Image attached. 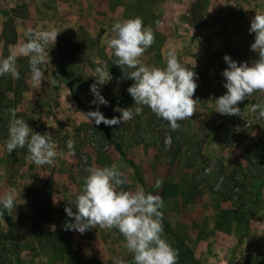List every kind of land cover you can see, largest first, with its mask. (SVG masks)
<instances>
[{"label":"rangeland","instance_id":"rangeland-1","mask_svg":"<svg viewBox=\"0 0 264 264\" xmlns=\"http://www.w3.org/2000/svg\"><path fill=\"white\" fill-rule=\"evenodd\" d=\"M197 3L204 19L200 26L193 24ZM256 12L264 14V0H0V59L9 55L10 46L25 42L29 27L60 32L56 43L48 45L41 68L45 81H32L28 57L19 54L18 47L20 78L0 76V196H15L16 208L8 215L22 264H113L117 259L130 264L132 254L114 228L72 231L71 252L77 255L57 245L70 219L64 209L76 211L71 202L83 187L87 168L113 164L127 178L124 190L141 186L133 165L138 168L145 192L162 198L163 217L201 264H264V119L253 111L264 105V91L240 103L242 116L217 113L216 95L194 94L193 116L173 131L150 108L135 105L127 91L134 81L113 63L107 45L115 22L140 17L154 35L151 47L139 57L146 66L165 68L169 51L190 71L201 54H239V62L251 65L258 55L251 50L255 35L247 24ZM219 18L223 24L210 25L209 19ZM219 59L217 64L209 58L210 70L227 66ZM100 67L111 76L97 85L107 106L94 104L90 91ZM215 79L216 90L224 94L225 79ZM71 89L84 105L99 108L108 119L121 116L117 108H131L133 119L95 125L78 107ZM11 110L32 131L51 134L56 146L52 164L35 165L27 147L7 151ZM69 139L74 153L66 147ZM115 144L122 146L125 157ZM37 201L46 211L45 219L36 214ZM2 210L0 264H17ZM162 238L177 253V264H191L164 230Z\"/></svg>","mask_w":264,"mask_h":264},{"label":"clouds","instance_id":"clouds-1","mask_svg":"<svg viewBox=\"0 0 264 264\" xmlns=\"http://www.w3.org/2000/svg\"><path fill=\"white\" fill-rule=\"evenodd\" d=\"M114 36L107 41L115 59L113 63L120 66L126 79L134 81L127 89L135 105L147 106L161 120L175 131L179 122L193 116V96L197 88L196 73L186 69L179 62L176 54L169 51L165 68L149 67L141 63L139 57L151 47L154 35L149 27H145L140 17L117 21L113 24ZM60 32L54 30H39L31 27L24 32L25 42L9 47V55L0 59V76L10 75L19 79L17 70V47L19 54L28 57L31 79L39 84L45 81L41 70L49 55L48 45L56 43ZM250 34L255 35L251 50L258 55L251 65L247 61L237 62L225 55L227 68L222 75L225 79L226 93L215 99V111L221 115L242 116L239 105L246 97L255 91H264V14L257 12L252 19ZM130 71H125L124 69ZM96 83L90 86L94 95L93 103L107 106L109 103L101 94L97 85L110 81L111 76L103 67L96 69ZM120 117L106 118L97 108L87 113V117L95 125L104 123L113 126L133 119L131 108H117ZM139 111V110H137ZM258 112L257 119H264V105L253 108ZM8 125L6 149L12 153L18 148H25L35 165L52 164L56 156L55 144L51 134L34 132L22 118H16V111L11 110ZM66 147L75 151L74 142L69 139ZM88 175L84 178L83 187L75 196L72 207H65L69 217L64 225L66 231H77L84 234L90 229H116L124 237L126 247L132 254L130 264H177V253L162 238L161 224L164 201L159 195L146 193L142 186L133 190H124L128 183L126 176L117 165L110 167L87 168ZM156 186H160L157 181ZM0 207L9 213L16 208L15 196L9 192L0 196ZM113 264H126L123 259L113 261Z\"/></svg>","mask_w":264,"mask_h":264},{"label":"trees","instance_id":"trees-1","mask_svg":"<svg viewBox=\"0 0 264 264\" xmlns=\"http://www.w3.org/2000/svg\"><path fill=\"white\" fill-rule=\"evenodd\" d=\"M193 10L196 12L195 14H197L195 16V21L193 22V24H194V26H200L201 24H203L202 21L204 20L203 17L200 18V16H199V12L201 11L200 4H198V3L195 4ZM71 95L75 99V101L78 104V107L81 110L85 111L86 113H89L90 111H94L93 108L87 107L86 105H84L82 103V101L73 94L72 89H71ZM115 149L122 157H125V153H124V151L122 149V146H120L118 144H115ZM133 167L135 169V178H136V180L139 182V184L141 186L145 187L144 179L141 176L138 168L136 166H134V165H133ZM50 191H51V187H50V190L47 193L48 200H49L50 194H51ZM37 205H38V208H37V213L36 214L39 216V218L45 219L46 218V214H45L46 211L44 210L43 207H41V202L37 201ZM2 216H3L4 220L7 222L8 226H9V229H10L9 243H10L12 254L15 256L14 257L15 258V262L17 264H22V261H21V258H20L21 247H20V245H19V243H18V241H17V239L15 237L14 229H13V225H12V220H11V218L8 215V210L3 209L2 210ZM161 224H162L163 230L167 234H169L175 240V242L179 245V247L182 248L186 252V254L188 255L190 263L191 264H201L200 261L196 258L193 250L186 243V241L184 239H181V238H179V237H177L175 235L174 230L172 229L170 223L163 217V215H162V219H161ZM71 235H72V231L71 230L65 231V234L63 235V237H60L58 239L59 240V244H57V245L61 246V248H60L61 251L67 252V253H73L74 255H77L76 253L71 252L72 251L71 250V241H70ZM40 244H41V241H40ZM54 246H56V244H54Z\"/></svg>","mask_w":264,"mask_h":264},{"label":"crops","instance_id":"crops-1","mask_svg":"<svg viewBox=\"0 0 264 264\" xmlns=\"http://www.w3.org/2000/svg\"><path fill=\"white\" fill-rule=\"evenodd\" d=\"M231 10V9H230ZM232 11V10H231ZM257 14V12H256ZM255 14V15H256ZM243 20V19H242ZM223 19L219 18L218 22H216L215 19L210 20L209 19V23L210 25H216L219 26L220 24H223ZM245 22L243 21L241 23V25H243ZM250 27V24H247V27ZM255 37V36H254ZM247 40V39H246ZM245 41V40H243ZM225 55L230 56L234 61L239 62V54H201V56H198L196 59L193 60V67L194 69L192 70L193 72L199 74L200 76L195 77L196 79V83H197V88L194 94L198 95L200 94V92L203 93H207L208 97L216 95V98H219L220 96L225 94V89L224 86L221 87V89L224 90V94L220 92V90H216V86L215 84H213V81L216 77H223L222 72L223 70H225L227 68V66L223 65L221 70H217V71H213L209 69V58L210 59H214V61L217 64H220L222 62L221 59L219 58H223L225 57ZM225 64V62H224ZM224 78V77H223ZM215 80H219V79H215ZM224 85V84H223ZM211 99V98H210ZM210 99L208 98L207 100L210 101ZM215 102V100H214Z\"/></svg>","mask_w":264,"mask_h":264}]
</instances>
